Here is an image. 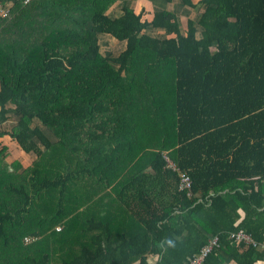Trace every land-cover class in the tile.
I'll return each instance as SVG.
<instances>
[{
  "label": "trees",
  "instance_id": "trees-1",
  "mask_svg": "<svg viewBox=\"0 0 264 264\" xmlns=\"http://www.w3.org/2000/svg\"><path fill=\"white\" fill-rule=\"evenodd\" d=\"M115 1L0 0V264L264 241V0Z\"/></svg>",
  "mask_w": 264,
  "mask_h": 264
},
{
  "label": "crops",
  "instance_id": "crops-1",
  "mask_svg": "<svg viewBox=\"0 0 264 264\" xmlns=\"http://www.w3.org/2000/svg\"><path fill=\"white\" fill-rule=\"evenodd\" d=\"M48 1H57V0H48ZM123 1L130 3L135 6L139 4H144L145 0H116L110 7L109 10L114 9V11L119 7V4ZM136 6V7H137ZM56 227V229H59ZM243 230V229H242ZM96 231H100L96 229ZM244 231V230H243ZM247 233V232H246ZM253 242L252 243H239L236 244L233 240L232 246H227L223 248H219V240L217 246H215L211 252L208 254L210 259L205 260L204 264H264V241H256L254 238L248 234ZM253 247V248H249ZM66 250H58L57 253L54 254L56 257V262L58 263L60 260L58 259L59 256L64 255ZM62 254V255H61ZM154 259V258H153ZM138 260H134L132 263L136 264Z\"/></svg>",
  "mask_w": 264,
  "mask_h": 264
},
{
  "label": "built area",
  "instance_id": "built-area-1",
  "mask_svg": "<svg viewBox=\"0 0 264 264\" xmlns=\"http://www.w3.org/2000/svg\"><path fill=\"white\" fill-rule=\"evenodd\" d=\"M29 0H24V2H27ZM7 9L3 8L0 5V14L5 16L7 15ZM167 159V158H166ZM168 166L175 168L174 164L171 163L168 159ZM190 178L187 174L180 172L179 173V183L178 188L179 189H185L188 191L189 194V188H190ZM230 238L234 240L236 244L239 243H252V238L242 229H238L234 232H230L229 234ZM218 244V236L214 235L208 239V241L200 248L199 252L192 257L189 258L186 264H201L205 258V256Z\"/></svg>",
  "mask_w": 264,
  "mask_h": 264
},
{
  "label": "rangeland",
  "instance_id": "rangeland-1",
  "mask_svg": "<svg viewBox=\"0 0 264 264\" xmlns=\"http://www.w3.org/2000/svg\"><path fill=\"white\" fill-rule=\"evenodd\" d=\"M190 16H193V12L190 14ZM111 42H112V46H113L112 50H114V51H117V50L121 49L122 46H123V43H119L118 41H116V39H111ZM85 180H87V178H84L83 179V181H85ZM80 186L81 185L79 183V188H80ZM69 188H70V190H71L72 193H76L77 192L76 187H74L73 185H70ZM56 227H59V225L56 226Z\"/></svg>",
  "mask_w": 264,
  "mask_h": 264
},
{
  "label": "clouds",
  "instance_id": "clouds-1",
  "mask_svg": "<svg viewBox=\"0 0 264 264\" xmlns=\"http://www.w3.org/2000/svg\"><path fill=\"white\" fill-rule=\"evenodd\" d=\"M164 246H167L169 248L175 247V241L171 238H166L161 244V247Z\"/></svg>",
  "mask_w": 264,
  "mask_h": 264
},
{
  "label": "bare ground",
  "instance_id": "bare-ground-1",
  "mask_svg": "<svg viewBox=\"0 0 264 264\" xmlns=\"http://www.w3.org/2000/svg\"><path fill=\"white\" fill-rule=\"evenodd\" d=\"M29 1H30V0H29ZM29 1H27V2H29ZM23 2H24V0H23ZM27 2H24V3H27ZM0 5H1V4H0ZM1 6H2V5H1ZM2 7H3V6H2ZM3 8H4V7H3ZM5 9H6V8H5ZM7 10H8V9H7ZM7 14H8V11H7ZM171 163H172V162H171ZM25 240H27V239H25ZM202 246H203V245H202ZM202 246H201V247H202ZM199 250H200V249H199ZM198 252H199V251H198ZM198 252H197V253H198ZM210 252H211V251H210ZM210 252H209V253H210ZM197 253H196V254H197ZM209 253H208V254H209ZM208 254L205 256V258H204V260H203V262H202L201 264H204V263H205V260H206V258H207V256H208ZM194 255H195V254H194ZM191 257H192V256H191ZM188 260H189V259H188ZM188 260H187V261H188ZM186 263H187V262H186ZM186 263H185V264H186Z\"/></svg>",
  "mask_w": 264,
  "mask_h": 264
}]
</instances>
